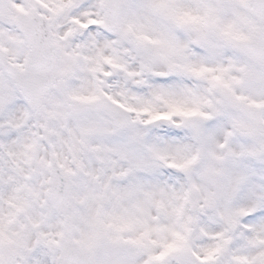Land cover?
Masks as SVG:
<instances>
[{
  "label": "snow or ice",
  "instance_id": "1",
  "mask_svg": "<svg viewBox=\"0 0 264 264\" xmlns=\"http://www.w3.org/2000/svg\"><path fill=\"white\" fill-rule=\"evenodd\" d=\"M0 264H264V0H0Z\"/></svg>",
  "mask_w": 264,
  "mask_h": 264
}]
</instances>
